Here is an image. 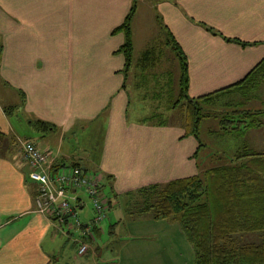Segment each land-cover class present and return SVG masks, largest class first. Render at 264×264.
<instances>
[{
  "label": "crops",
  "instance_id": "obj_1",
  "mask_svg": "<svg viewBox=\"0 0 264 264\" xmlns=\"http://www.w3.org/2000/svg\"><path fill=\"white\" fill-rule=\"evenodd\" d=\"M131 3L0 0V264H193L192 249L175 223L153 220L127 207L129 193L219 164L210 154L199 162L204 145L184 135L182 121L171 119L172 111L160 108L158 102L165 96L155 94L166 86L147 75L154 65L142 72L136 67L153 45L135 61L131 55L124 79L123 56L116 51L123 37L112 30ZM139 3L153 13L164 35L159 39L164 50L155 51L154 63L159 56L169 60L162 28L180 47L189 98L240 80L264 57V0H135L132 53ZM13 109L38 132L24 139L49 152L60 168L87 170L83 158L62 150L63 138L102 121L100 149L91 171L102 175L101 190L106 189L109 199L103 220L107 226L99 225L82 256L76 255L72 242L77 231L33 211L36 187L27 178L24 140L11 125ZM155 112H162L167 122L160 123ZM37 121L49 124L48 129L39 130ZM77 216L82 226L89 223V206Z\"/></svg>",
  "mask_w": 264,
  "mask_h": 264
},
{
  "label": "trees",
  "instance_id": "obj_2",
  "mask_svg": "<svg viewBox=\"0 0 264 264\" xmlns=\"http://www.w3.org/2000/svg\"><path fill=\"white\" fill-rule=\"evenodd\" d=\"M134 10L135 0H132L122 21L112 30L123 37L116 51L123 56L124 79L131 66L130 23ZM162 29L165 43L178 62L179 77L174 93L158 103L162 111L184 112L181 122L184 135L199 140L201 120L209 114L214 118L219 116L218 130L223 134L239 136L264 126V106L242 107L257 98L255 91L264 81V57L240 80L203 96L189 98L186 95L185 57L171 34ZM206 29L215 33L211 28ZM154 60L155 49H147L139 57L136 67L142 72L154 65ZM168 90L166 86L164 93ZM234 104L236 106L232 108ZM155 114L160 123L167 122L162 112ZM35 126L45 130L49 124L37 121ZM216 155L219 164L197 175L129 193L128 210L136 209L134 212L149 214L153 220L175 223L192 249L193 264H264V152H256L243 141L236 144L231 154L218 152ZM104 197L109 206V199ZM80 199L83 200L82 194ZM83 207L76 211V216ZM248 235L257 237L258 241H239Z\"/></svg>",
  "mask_w": 264,
  "mask_h": 264
},
{
  "label": "rangeland",
  "instance_id": "obj_3",
  "mask_svg": "<svg viewBox=\"0 0 264 264\" xmlns=\"http://www.w3.org/2000/svg\"><path fill=\"white\" fill-rule=\"evenodd\" d=\"M159 39L162 41L164 39V35L155 25L153 20V13L149 9H147L145 4L139 3L137 5L133 29V60L135 61L140 53L145 48L150 47L151 45L154 46L155 51L158 53L164 50L163 45H159ZM165 51L167 52L166 56L169 60L164 59V57L162 56L157 57L154 67L147 72V75H152L154 81L159 80L160 82L161 80L165 82V86L169 87L168 92H163L162 97H166V95H171L172 93H174V90L177 88V80L179 76V67L177 60L173 58L172 52L168 47H166ZM255 92L257 98L247 101L242 106L243 108L255 109L264 106V81L260 84ZM155 95L160 96L161 92ZM159 102L161 103L163 101ZM235 106L236 104H234L232 108H234ZM203 113L207 114V111L203 110ZM178 118L182 119L181 121H183L184 112L180 114L179 112L175 111L173 114H171V119L179 120ZM218 118V115H215L214 118L212 114H209V116L204 117L201 120L198 130V137L200 142L204 146L199 150L198 153L199 162L206 160L209 154L216 159V154H218V152H228L229 154H231L235 149L236 144L243 141L246 142L250 146V148H252L256 152H264V126L261 129L249 130L248 132L239 135L240 137L236 136L235 134L224 133V135L222 131L218 130ZM11 125L16 131L19 138L23 140H25L24 138L27 137L34 138V134L37 135L38 133L34 128V125L27 123L25 116L21 113L20 110L13 109L11 114ZM102 126V121L100 122V120H96V122L90 123L87 128L82 130H72L63 138L62 150L68 154L83 158L84 161L82 162V164L89 171L92 170L91 163L94 162L97 158L100 149L103 131ZM66 164H70L68 163V160L66 161ZM101 192L103 196L106 195V189L104 187L102 188ZM83 202V209L88 206L90 209V203L84 195ZM135 210L136 209H131L132 213H134ZM77 218H79V216ZM101 224V226H107V223L105 221ZM72 235V242H74V240L76 239V235L75 233H73ZM182 237L184 241H186L183 235ZM239 241L243 243L256 242L258 241V239L257 237L248 235L245 236L244 239H239ZM59 264L64 263L61 261Z\"/></svg>",
  "mask_w": 264,
  "mask_h": 264
},
{
  "label": "built area",
  "instance_id": "obj_4",
  "mask_svg": "<svg viewBox=\"0 0 264 264\" xmlns=\"http://www.w3.org/2000/svg\"><path fill=\"white\" fill-rule=\"evenodd\" d=\"M21 150L28 167L27 178L36 187L33 211L47 219L66 222L68 231H77L76 255H84L108 209L101 193L102 175L80 166L55 167L50 153L40 151L30 140L22 142ZM81 194L88 199L91 211L89 223L83 226L76 216L84 206Z\"/></svg>",
  "mask_w": 264,
  "mask_h": 264
}]
</instances>
